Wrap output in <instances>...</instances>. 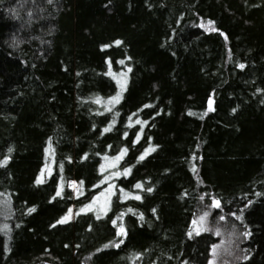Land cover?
<instances>
[{"label": "trees", "instance_id": "trees-1", "mask_svg": "<svg viewBox=\"0 0 264 264\" xmlns=\"http://www.w3.org/2000/svg\"><path fill=\"white\" fill-rule=\"evenodd\" d=\"M220 237L264 264V0H0V264H213Z\"/></svg>", "mask_w": 264, "mask_h": 264}, {"label": "rangeland", "instance_id": "rangeland-1", "mask_svg": "<svg viewBox=\"0 0 264 264\" xmlns=\"http://www.w3.org/2000/svg\"><path fill=\"white\" fill-rule=\"evenodd\" d=\"M74 182H73V184H72V186H74ZM221 238V237H220ZM221 242H219V244H218V246H217V248L215 249V251H214V253H212L213 254V264H220L218 261V258L220 259V257H218V255H219V253L222 251H224V250H226V248L229 246V243H225L224 241H225V239L222 237L221 239ZM220 251V252H219ZM229 250H227L226 252H228ZM218 257V258H217Z\"/></svg>", "mask_w": 264, "mask_h": 264}, {"label": "snow or ice", "instance_id": "snow-or-ice-1", "mask_svg": "<svg viewBox=\"0 0 264 264\" xmlns=\"http://www.w3.org/2000/svg\"><path fill=\"white\" fill-rule=\"evenodd\" d=\"M212 22H209V24H211ZM214 30V29H213ZM117 43H119V41H117ZM121 63H123V61H121ZM241 67H243V65H241ZM113 100H114V102H118V98H113ZM99 102V101H98ZM108 129H105V131H107ZM141 159H143V157H141ZM4 163H7V161H4ZM126 171V173H127V171H130V170H125ZM136 188H140V187H142L140 184H137L136 186H135ZM149 191H151V189H149ZM60 193H57V195H59ZM136 199H139L140 197L139 196H137V197H135ZM216 206L217 207H219V202L217 201L216 202ZM33 211H34V209H33ZM68 218L67 217H65V219L64 220H61V221H59L60 223H63V222H65L66 220H67ZM204 219V217H201V220H203ZM221 219H223V217H221Z\"/></svg>", "mask_w": 264, "mask_h": 264}]
</instances>
